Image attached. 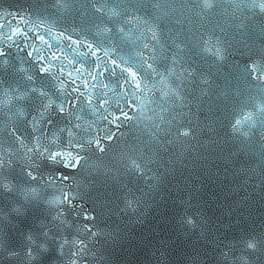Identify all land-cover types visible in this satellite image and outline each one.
I'll return each instance as SVG.
<instances>
[{"label":"snow or ice","instance_id":"snow-or-ice-1","mask_svg":"<svg viewBox=\"0 0 264 264\" xmlns=\"http://www.w3.org/2000/svg\"><path fill=\"white\" fill-rule=\"evenodd\" d=\"M86 3L107 22L53 31L55 23H33L26 11L0 8V191L15 201L0 207V250L7 243L6 223L27 217L26 205H55L39 231L25 233L23 264H33L53 244L63 258L58 264H100L98 246L116 234L97 224L83 204L91 177L118 182L122 211L135 215L162 183L161 169L185 165L208 149L231 158L225 181L235 169L242 190L264 195V0H135L127 15L110 0ZM78 5L83 7L81 0H54L53 8L66 12ZM21 44L30 60L10 65L6 49ZM68 49L76 58H68ZM32 62L37 73L54 78L55 88H44L23 67ZM5 71L30 83L12 85ZM207 161L204 153L199 162ZM49 163L79 174H43ZM220 163L213 162L217 174ZM132 182L140 186L133 189ZM185 223L195 229L198 221L186 215ZM216 247V264H257L264 228Z\"/></svg>","mask_w":264,"mask_h":264},{"label":"water","instance_id":"water-1","mask_svg":"<svg viewBox=\"0 0 264 264\" xmlns=\"http://www.w3.org/2000/svg\"><path fill=\"white\" fill-rule=\"evenodd\" d=\"M110 2L125 15L128 14L129 6L135 4V0H128L127 4L118 3L117 0ZM53 3L54 0H0V8L13 12L26 11L30 13L33 23H36L37 19L55 23L53 31L69 29L75 25L91 28L94 24L107 22L105 17L99 16L88 6L86 0H81L83 7L78 5L66 12L54 9ZM82 13L86 15H81ZM120 19L122 20V17ZM3 22V19H0V23ZM165 27H168L167 23ZM41 34L48 38L43 30ZM91 34L89 32V35ZM257 35L258 33L254 32L252 38L255 39ZM52 43L56 44L55 41ZM36 45L40 47L39 41H36ZM57 47L66 48V44ZM131 47V45L127 46V48ZM22 48L21 44L19 48L6 49L10 65H14L17 61L30 60L26 56V49L21 50ZM67 52L69 59L76 58L70 49ZM44 54H48L46 49ZM59 54L57 52V55ZM243 59L241 57V61ZM93 60L94 58L89 56L85 63L90 66ZM23 67H30L31 72L37 74L38 82L44 88L56 87L54 78L50 74L37 73L35 62L26 63ZM5 76L12 85L27 87L30 83L23 79V74L15 71L11 73L5 71ZM109 79L114 78L109 77ZM107 82L108 80H105V83ZM62 120L63 117H60L57 124ZM204 153H208V161L202 165L199 160ZM225 157L227 152L216 157L214 152L203 149L190 156L185 165L177 163L166 172L161 169L164 174L162 183L158 190L149 195L144 210L135 215L122 211V193L118 182L105 180L102 176L91 177L90 179L95 182L86 192L83 204L96 214L97 224L101 227L106 226L116 234L114 241H101L98 246L100 264H216L220 255V249L216 245L220 241L227 242L233 239L239 241L264 228V195L259 190L255 196L251 194V190H242L243 178L240 176L233 178L232 172L235 169L227 173V181H225L223 168L232 163L231 158L225 159ZM214 160L217 163L223 161L219 165L221 169L219 174L213 167ZM41 171L47 175H56L60 172L68 176L79 174L62 165L50 163L43 165ZM13 175L25 179L22 173L14 172ZM123 180L129 182L131 177H124ZM138 186L139 183H130L133 189ZM49 192L50 195L55 194L52 190ZM15 199H20L19 195H16ZM14 202L8 194L0 191V207L8 208ZM26 207L31 209L27 217L13 216L5 225L8 233L7 243L5 249L0 250V264H23L25 259L23 249L27 247L25 233L29 230L39 231V221L45 219L46 214L54 209L55 205L33 200L32 205ZM69 212L72 210L69 209ZM186 215L197 218L195 229L185 223ZM69 218L76 224L82 222V218L78 219L75 216ZM209 241L214 242L209 243ZM8 251H19L21 254L8 257ZM258 255L260 260L257 264H264V252ZM62 259L57 255L53 244L50 250L41 253L33 264H58Z\"/></svg>","mask_w":264,"mask_h":264}]
</instances>
